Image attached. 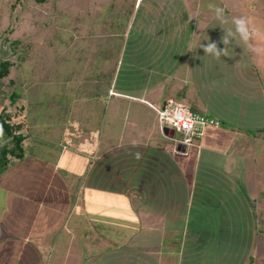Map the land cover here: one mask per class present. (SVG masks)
Here are the masks:
<instances>
[{"label": "crops", "instance_id": "1", "mask_svg": "<svg viewBox=\"0 0 264 264\" xmlns=\"http://www.w3.org/2000/svg\"><path fill=\"white\" fill-rule=\"evenodd\" d=\"M227 1L110 2L124 30L105 45L92 34V55L123 51L121 66L89 65V86L67 80L59 120L27 108L25 156L0 175V264H252L254 237L243 260L227 247L240 245L228 231L254 233L262 196L264 59L234 42L229 56L205 55L201 44L225 47L209 4L254 26ZM169 99L220 126L181 145L154 109Z\"/></svg>", "mask_w": 264, "mask_h": 264}, {"label": "rangeland", "instance_id": "2", "mask_svg": "<svg viewBox=\"0 0 264 264\" xmlns=\"http://www.w3.org/2000/svg\"><path fill=\"white\" fill-rule=\"evenodd\" d=\"M111 1L0 0V58L8 59L12 63L9 75L0 85V111L15 113L12 123L24 125L27 108L34 109L37 121L48 124L59 120L53 117L57 114L55 109H58V106L62 108L69 100L66 94L59 93L60 89H65V86L74 80L82 87L83 84L89 86L91 79L89 82L87 79L89 80L92 72L88 69L89 65H92L91 68H103L102 62L105 63L108 59L110 63L107 69L105 67L99 71L110 72L108 69L113 67L114 61L117 64L120 58L121 66L123 51L121 54H99L100 59L96 60V63L93 58L97 55H92L94 48L91 47V42L95 39H92V34L98 36L96 39L99 45H105L108 29H113L117 34L124 30L122 14L117 10L113 14ZM115 1L118 3L121 0ZM227 2V12L252 14L254 27L264 33V0H235L236 5L232 4L234 1ZM115 9H119L118 6ZM111 24L113 27H110ZM114 40L119 45L118 39ZM255 47L264 48V41L257 39ZM260 56L264 59V53ZM75 69L77 71L72 75ZM124 73L121 69L118 85L123 84ZM12 92L19 95L18 100L13 103L10 98ZM59 101L62 103L57 104ZM263 189L264 183L262 188L257 190L262 196L254 200V233L240 229L228 231V238H238L240 245H230L227 251H236V259L241 256L240 260H243L248 252L247 238L254 237L252 264H264ZM3 204L0 195V219ZM239 226L241 225L237 224V227ZM232 258L228 259V263Z\"/></svg>", "mask_w": 264, "mask_h": 264}, {"label": "built area", "instance_id": "3", "mask_svg": "<svg viewBox=\"0 0 264 264\" xmlns=\"http://www.w3.org/2000/svg\"><path fill=\"white\" fill-rule=\"evenodd\" d=\"M161 130L169 129L179 135L178 141L185 147L193 146L195 141L203 135L208 126H220V122L203 114L192 111L188 106L169 99L160 108H154Z\"/></svg>", "mask_w": 264, "mask_h": 264}, {"label": "clouds", "instance_id": "4", "mask_svg": "<svg viewBox=\"0 0 264 264\" xmlns=\"http://www.w3.org/2000/svg\"><path fill=\"white\" fill-rule=\"evenodd\" d=\"M209 8L213 10L218 25L225 33L221 39L225 47L223 49L219 48L216 42H209L206 45L201 44L200 47L203 48L205 55H211L216 59L222 56H229V46L233 42L257 54L264 53V48L254 47L251 43L254 39L264 41V33L259 28L254 27L249 18L244 16H233L229 18L225 15L224 8L214 4H209ZM228 24H231V27L225 28L224 26Z\"/></svg>", "mask_w": 264, "mask_h": 264}, {"label": "trees", "instance_id": "5", "mask_svg": "<svg viewBox=\"0 0 264 264\" xmlns=\"http://www.w3.org/2000/svg\"><path fill=\"white\" fill-rule=\"evenodd\" d=\"M12 63L8 59L0 58V85L2 80L9 75ZM11 102H16L19 95L10 94ZM15 113L6 110L0 111V175L4 173L13 159H23L25 155V135L20 131L21 124L12 123Z\"/></svg>", "mask_w": 264, "mask_h": 264}]
</instances>
